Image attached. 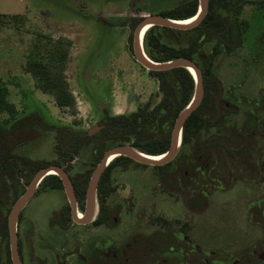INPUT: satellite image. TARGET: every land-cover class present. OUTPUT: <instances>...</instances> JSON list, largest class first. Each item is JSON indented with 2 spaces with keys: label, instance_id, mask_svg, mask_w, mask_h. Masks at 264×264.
Instances as JSON below:
<instances>
[{
  "label": "rangeland",
  "instance_id": "374dc122",
  "mask_svg": "<svg viewBox=\"0 0 264 264\" xmlns=\"http://www.w3.org/2000/svg\"><path fill=\"white\" fill-rule=\"evenodd\" d=\"M20 1L28 8L26 15L4 20L6 25L0 21V78L16 108V118L38 113L57 129L17 154L45 168L65 157L63 153L76 152L65 166L74 178L90 182L97 159L93 146H80L79 138L101 125L105 115H130L146 105L154 108L161 99L157 80L131 53V36L140 16L173 12L188 0ZM255 3L243 1L240 21L247 25L243 43L230 55L221 50L213 69L219 83L239 85L237 95L252 101L262 100L264 93V3ZM214 48L209 44L204 51L210 54ZM35 50L64 78L74 98L71 108H60L55 95L43 92L27 72L29 56ZM55 52L61 56L55 57ZM249 107H239L240 113ZM10 119L9 114H0V123ZM160 175L163 172L155 167L137 162L119 163L111 171L114 193L108 203L118 217L116 236L128 239L140 231H180L191 238L190 247L195 244L188 250L189 257L167 247L163 252H148L145 263L204 264L206 256L211 264H264L258 258L264 253V185L250 188L242 183L233 195L228 194L232 200L211 202L205 212L193 213L162 184ZM25 177L20 176L26 190ZM13 205L5 208L7 217ZM68 205L65 193L56 190L40 194L27 206L19 226L25 264H36L33 261L46 254L62 260L68 257V264H77L75 244L81 243L84 249L86 242L76 240L75 235L83 233L93 239L97 233H106V228H78L72 221L65 227L72 233L66 242L64 226H57L54 219ZM58 238L70 247L59 244ZM8 262L7 242L0 237V264Z\"/></svg>",
  "mask_w": 264,
  "mask_h": 264
},
{
  "label": "trees",
  "instance_id": "16d2710c",
  "mask_svg": "<svg viewBox=\"0 0 264 264\" xmlns=\"http://www.w3.org/2000/svg\"><path fill=\"white\" fill-rule=\"evenodd\" d=\"M229 4H235V2L233 0L212 1L206 18L193 30L178 31L157 26L151 28L144 37L145 52L155 62L188 58L202 63V66H198L204 72L207 94L199 109L193 113L185 125L183 132L184 148L190 140L191 123L195 121L194 119L196 117L205 118L203 122L196 124L199 130L204 122L205 124L208 122L206 118L216 114L214 102L217 91L207 88L210 84L219 83L217 77L213 74L216 57L204 53L203 49L206 45L216 44L217 49H215L217 52L224 50V47L232 51L243 43L247 25H236L235 21L239 19L232 14L234 10L227 7ZM223 5H226L224 10L222 9ZM198 6V0H191L182 5L178 11L164 13L162 16L173 20H185L197 14ZM23 17L0 15V21L3 25H6L4 20H15ZM236 27L241 28L242 31L238 32ZM58 53L55 52V57L59 58L61 55ZM202 55L207 56V58L202 59ZM28 60L26 70L38 81L41 90L46 94L55 95L60 108H71L74 105V98L69 92L64 78L57 74L55 70L53 71L51 65L44 61V57L41 56L39 51H33ZM150 75L159 84L161 100L158 105L154 108L149 105L140 107L130 115L113 117L105 115L102 122L103 129L99 133L93 136L85 134L79 138L80 146H93V155L97 159V164L101 162L107 150L118 145H131L137 150L152 156L164 154L169 150L175 122L194 96L195 80L188 70L182 68L167 72H150ZM8 95V88L0 78V114L7 113L11 118L7 123H0V237L7 242L8 264H12L9 248L8 217L4 210L8 204H14L25 192V186L20 176L25 175L26 183L30 184L36 174L35 172L43 168L37 161L21 157L17 152L22 151L33 142H38L48 132L57 128L46 122L38 113L16 118V108L9 102ZM226 132L234 134L237 138L246 136L244 128L237 130L230 128L226 129ZM60 133L62 132L60 131ZM242 146L244 145L242 144ZM64 154L66 156H60L54 165L65 166L76 156V152L73 153L70 150ZM122 162L133 163L134 161L125 157L116 158L106 169L101 179L100 190H104L101 193L104 201H102L104 212L108 211L106 209V198L109 194L108 187L111 184L112 168ZM170 165L171 163L155 168L163 172L165 176L163 180L168 182H170L169 175L167 176ZM253 165L256 166L255 163ZM242 167L245 169L244 164H242ZM257 168L260 170L259 164ZM82 180L79 184V198L83 205L89 180L88 178ZM41 189L43 191L63 190V183L59 177L49 176L41 184ZM12 197H14L13 200H11ZM186 206L196 213H203L208 207L204 204L190 203H186ZM23 214L21 217H23ZM64 222L66 224L71 222L70 215L65 217ZM98 223H101V221L98 220L96 224ZM203 263L206 264L204 261Z\"/></svg>",
  "mask_w": 264,
  "mask_h": 264
},
{
  "label": "flooded vegetation",
  "instance_id": "af4514ba",
  "mask_svg": "<svg viewBox=\"0 0 264 264\" xmlns=\"http://www.w3.org/2000/svg\"><path fill=\"white\" fill-rule=\"evenodd\" d=\"M190 1L191 0H188L184 4H187ZM212 1L219 0H210V4ZM233 1L235 2V4H229L227 5V7L235 11H232V14L236 15L239 19L235 21L236 25L242 26V24L244 23L240 21V15L244 0ZM253 1L256 2L255 4L264 3V0ZM180 7L176 8L173 12L178 11ZM222 7V9L224 10L226 8V5H223ZM147 16L150 15L140 16L142 17L140 22ZM236 28L238 32L242 31L240 30L241 28ZM134 33L135 30L131 36L132 41L134 38ZM213 45L216 48L217 45ZM215 48L209 55L217 58L220 56V53L223 50L217 52V48ZM236 49L237 48L230 51L226 47H224V51L229 53V55L235 53ZM203 52L205 53L204 49ZM201 58L206 59L207 56L202 55ZM196 63L199 66H202L201 61H198ZM202 74L204 77L203 71ZM207 88L217 91L214 102V107L216 110L215 116L213 115L210 118H206L208 122L206 124L204 122V125L199 128V130L196 127V124H200L205 120V118L196 117L194 119L195 121L191 123L190 140L188 141L187 146L184 148L182 144L178 156L171 162L170 170L167 174V176L169 175L170 182L163 180V178H165L164 174L160 175L162 184H164L165 187L170 186V193H172V195L175 197H179L183 204H204L209 206L211 202H223V199L228 202L227 200H232L231 198H229V195H233L235 192L234 190L242 183L247 186L249 185L250 188L254 186L264 185V93L262 94V100L252 101L251 99H244L242 98V96L237 95V91H239V85L230 84L226 86L222 83H217L210 84ZM206 94L207 89L205 86V95ZM220 95L222 96V98L218 108L217 100ZM243 105H248L250 107L242 115L239 111V107ZM98 126L102 127L103 129L102 124ZM230 128H235L236 130L244 128L246 136H244L243 138H237L234 134L226 132V129ZM242 144L244 146H242ZM254 163L256 166L253 165ZM242 164L245 165V169H243ZM258 164L260 165V170L257 168ZM66 171L74 184L76 196L78 199V213L79 215H81L82 213L80 212V210H82L84 214L86 208V196L82 205L81 199L79 198L80 180L74 178L72 174H70L68 166H66ZM108 189L109 194L106 198V209L108 211L104 212V207H102L104 201L101 194L104 190H100L99 183L97 200L99 210L97 211L94 222H92L91 224L79 225L73 221L72 208L70 206L68 198V207L57 211L58 218L54 219V222H57V226L61 225L64 226V228L67 227L64 219L65 217H68V215H70V221H73L78 226V228L86 229L89 226L93 225L96 228H106L107 230L105 234L101 232V234L97 233V235H95L93 239H88L86 237L87 235L83 233L75 235L77 236L76 240H84L86 242V246L84 249H81V243L75 244V251H78L74 253L77 257V264H147L145 262L149 255L148 252H163L167 247H169L170 249L172 248V250L175 251H181L187 257L191 255L188 253V250L191 249V247L195 246V244L190 247L189 244L192 243L191 238L180 231H175L172 234H168L166 231L162 230L155 231L151 234L140 231L138 233H134L132 236H129L128 239H126L125 237L116 236L114 230L116 229L115 223L118 222V217H116L113 213V206L110 207L108 203L110 196L114 193V188L110 184V187H108ZM49 191H43L40 186L34 198L42 193L45 194ZM59 191L65 193L64 186L63 190ZM233 201L235 200L233 199ZM25 210L23 211V213L25 212ZM83 214L81 215V217H83ZM21 219L22 217L20 216V220ZM98 220L101 221V223L96 224ZM70 223H68V225ZM69 229H63V235L61 234L66 242L71 239L70 236L72 233ZM125 230L126 229H124L123 231ZM128 234L129 232L127 231L125 235L128 236ZM58 239V242H60L59 244L64 245L65 248L70 247L71 244L65 243V241L60 240V238ZM20 241L21 239L19 233V243ZM78 247L79 249H77ZM186 247L187 250H185ZM20 253L22 257V248L20 250ZM251 254L255 255L256 252L254 251ZM71 255L73 254H70L69 256ZM136 257H138V259ZM67 259L68 257H65L62 260L58 255L53 257L50 254H46V256L44 258H41L40 261L36 260L33 262L36 264H68ZM203 261L206 264H211L207 257H203ZM152 263L156 264L155 262ZM23 264H25L24 261ZM234 264H239V262H235Z\"/></svg>",
  "mask_w": 264,
  "mask_h": 264
},
{
  "label": "water",
  "instance_id": "95a60500",
  "mask_svg": "<svg viewBox=\"0 0 264 264\" xmlns=\"http://www.w3.org/2000/svg\"><path fill=\"white\" fill-rule=\"evenodd\" d=\"M210 0H199L198 12L195 16L185 20H173L162 15H150L138 24L135 29L133 38L132 53L135 60L148 72H167L175 69L188 70L195 80V92L190 103L179 114L174 129L172 131L171 146L169 150L161 155L152 156L147 155L130 145H118L107 150L98 164L97 168L93 172L86 195V208L83 217H79L78 214V199L76 196L74 184L69 174L66 171V166L50 165L48 167L40 169L29 185H26V190L23 195L14 203L8 216V230L10 239V254L12 264H23V260L20 253L19 243V220L20 216L29 203L34 198L37 190L43 183V181L49 176H57L61 179L65 193L72 208V219L76 224L88 225L94 222L97 210H98V187L100 180L110 164L118 157H125L133 160L142 165L159 167L170 164L179 154L183 144V132L185 125L189 118L195 111L201 106L205 97V85L202 70L198 64L188 58H179L168 62H155L145 52L144 40L141 39V33L144 28L149 26V30L153 27H164L178 31H190L197 28L206 18L209 12ZM194 19L190 24H183L186 20ZM148 30V31H149ZM147 31V32H148ZM146 32V33H147ZM194 71L195 75L191 72ZM222 96L220 95L217 100V106L219 108ZM102 127L96 125L89 129L88 135L93 136L99 132ZM163 159L157 160L153 157H161ZM114 158V159H112ZM54 172V174H52ZM259 259L264 261V253L259 255Z\"/></svg>",
  "mask_w": 264,
  "mask_h": 264
},
{
  "label": "crops",
  "instance_id": "0c3cea01",
  "mask_svg": "<svg viewBox=\"0 0 264 264\" xmlns=\"http://www.w3.org/2000/svg\"><path fill=\"white\" fill-rule=\"evenodd\" d=\"M27 11L28 8L25 2L20 0H0V15L25 16Z\"/></svg>",
  "mask_w": 264,
  "mask_h": 264
},
{
  "label": "bare ground",
  "instance_id": "6f19581e",
  "mask_svg": "<svg viewBox=\"0 0 264 264\" xmlns=\"http://www.w3.org/2000/svg\"><path fill=\"white\" fill-rule=\"evenodd\" d=\"M193 21H194V19H190V20H186V21H184V22H182V23H183V24H190V23H192ZM148 30H149V26L143 29V31H142V33H141V39H142V40H144L145 34H146V32H147ZM191 72L195 75V73H194L193 70H191ZM153 158H154V159H157V160H161V159L164 158V156H161V157H153ZM112 159H114V158H112ZM52 174H54V172H52ZM78 214H79V213H78ZM81 215H82V214H81ZM81 215H79L80 218H81Z\"/></svg>",
  "mask_w": 264,
  "mask_h": 264
}]
</instances>
